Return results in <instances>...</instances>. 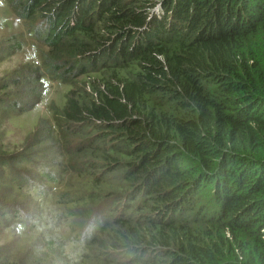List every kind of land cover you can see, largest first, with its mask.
Segmentation results:
<instances>
[{
  "label": "trees",
  "instance_id": "obj_1",
  "mask_svg": "<svg viewBox=\"0 0 264 264\" xmlns=\"http://www.w3.org/2000/svg\"><path fill=\"white\" fill-rule=\"evenodd\" d=\"M10 7L47 48L43 69L21 67L27 74L17 70L14 85L34 87L36 99L40 75L81 78L55 127L37 130L22 153H0L10 202H37V218L57 209L77 231L94 219L80 264H264V0ZM7 49L22 47L13 37ZM5 106L0 99L1 113ZM85 170L88 190L79 193L75 173ZM50 185L62 190L50 195ZM10 202L0 207L4 228L28 211ZM40 244L29 247L33 264H70Z\"/></svg>",
  "mask_w": 264,
  "mask_h": 264
},
{
  "label": "rangeland",
  "instance_id": "obj_2",
  "mask_svg": "<svg viewBox=\"0 0 264 264\" xmlns=\"http://www.w3.org/2000/svg\"><path fill=\"white\" fill-rule=\"evenodd\" d=\"M13 37L16 41L20 42L22 47L21 51L15 54H11L7 49ZM45 50H47L46 47L27 34L26 23L11 9L10 0H0V99L7 102V106L3 108L2 113L0 112V153L15 155L34 146V140L37 139L34 133L39 130L41 131L40 135H43L42 133L47 134V131L51 130V127L56 126L57 121L55 117L60 114L66 102V95L70 91V86L73 85L72 82L75 84L81 80L78 77L70 80L67 84H63L57 80L40 75L39 80L41 79L42 84L38 83L35 87L37 92L39 91L40 97L36 99L32 96L34 94V87L25 84L16 87L13 79L16 77L21 80L18 76L23 77L22 75L19 73L15 75V72L21 67L33 65L38 66L41 70L43 69L41 57L42 52ZM26 69L21 68L20 70L26 72ZM18 98H23L30 103L27 106L28 108L17 107L19 103ZM13 107H16L15 110L12 109ZM44 122L45 125H43ZM76 146V142H73L71 150ZM33 156L35 157L34 153ZM58 161L54 160V162ZM77 167L83 169L82 165H78ZM75 174L77 183L76 187H72V189H75L79 193L88 190L80 186L81 184H88L86 170L83 174ZM69 175L66 174V179ZM112 175L116 176V173H112ZM33 186L34 184L31 182L28 188ZM48 187L50 195H58L62 190L61 186L50 185ZM14 195L15 191L9 186H0V207L9 204L10 198L15 197ZM35 195L43 197L40 191H36ZM10 203L13 204L14 202L11 201ZM18 203H21L22 207L26 208L29 212L22 209L21 214L17 217L11 214L6 223L9 227L4 228L7 225L0 223V264H33V257L37 254L32 253L33 251L29 249L30 246L36 245L28 234L33 231L34 226L28 223L24 213L34 216L33 214L38 212V203L35 201L32 203L27 202V198L25 197L20 198L14 204ZM50 205H52L51 201L48 202V206ZM98 208L99 205L98 207L96 205L92 209L97 210ZM118 212L115 214H118ZM21 224L28 227V233L25 234V238L17 235V228Z\"/></svg>",
  "mask_w": 264,
  "mask_h": 264
},
{
  "label": "clouds",
  "instance_id": "obj_3",
  "mask_svg": "<svg viewBox=\"0 0 264 264\" xmlns=\"http://www.w3.org/2000/svg\"><path fill=\"white\" fill-rule=\"evenodd\" d=\"M25 219L30 225H33V231L28 233V227L21 224L17 228V235L25 238L28 233L37 250L40 249V241L51 242L63 255H65L70 264H80L79 254L85 242L89 239L95 230V220H90L82 224L77 231L73 223L64 217V214L57 209H49L41 217L37 218L24 213Z\"/></svg>",
  "mask_w": 264,
  "mask_h": 264
}]
</instances>
